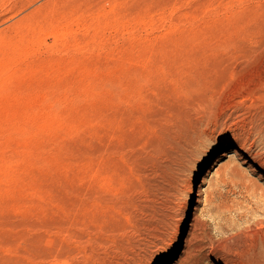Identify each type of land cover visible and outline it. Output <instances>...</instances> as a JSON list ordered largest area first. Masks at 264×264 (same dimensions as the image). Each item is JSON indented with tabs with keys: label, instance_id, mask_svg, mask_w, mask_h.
Segmentation results:
<instances>
[{
	"label": "rangeland",
	"instance_id": "obj_1",
	"mask_svg": "<svg viewBox=\"0 0 264 264\" xmlns=\"http://www.w3.org/2000/svg\"><path fill=\"white\" fill-rule=\"evenodd\" d=\"M263 197L264 0H0V264H264Z\"/></svg>",
	"mask_w": 264,
	"mask_h": 264
},
{
	"label": "bare ground",
	"instance_id": "obj_2",
	"mask_svg": "<svg viewBox=\"0 0 264 264\" xmlns=\"http://www.w3.org/2000/svg\"><path fill=\"white\" fill-rule=\"evenodd\" d=\"M228 156H230V157H228L229 158V162H230V160H233V158L235 157V155H232V154H230V155H228ZM232 162V161H231ZM225 165V164H224ZM224 168H226V167H224ZM228 169V168H227ZM259 191V190H258ZM257 191V192H258ZM258 194V193H257ZM260 194V193H259ZM261 195V194H260ZM263 199H264V197H263ZM262 201H264V200H262Z\"/></svg>",
	"mask_w": 264,
	"mask_h": 264
}]
</instances>
